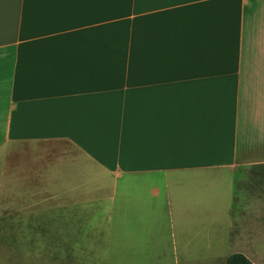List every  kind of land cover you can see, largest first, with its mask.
I'll list each match as a JSON object with an SVG mask.
<instances>
[{
  "label": "crops",
  "instance_id": "1",
  "mask_svg": "<svg viewBox=\"0 0 264 264\" xmlns=\"http://www.w3.org/2000/svg\"><path fill=\"white\" fill-rule=\"evenodd\" d=\"M259 236L264 0H0L7 256L264 264Z\"/></svg>",
  "mask_w": 264,
  "mask_h": 264
},
{
  "label": "rangeland",
  "instance_id": "2",
  "mask_svg": "<svg viewBox=\"0 0 264 264\" xmlns=\"http://www.w3.org/2000/svg\"><path fill=\"white\" fill-rule=\"evenodd\" d=\"M4 210H1L3 212ZM248 221V220H247ZM248 221L246 227V231L244 235H248L247 237H250V239H247L246 246L249 248L253 241L251 238L254 236V230L251 228V224ZM258 237V236H256ZM259 239L264 240V237L259 236ZM264 245L263 242L259 243V248L261 247V250L259 251L258 260L259 262L264 261V248H262ZM9 247V255L7 256L6 249L3 247V244L0 245V264H39V258L37 255H34L33 253L25 252L23 249H20V240H17L14 246H8ZM7 247V248H8ZM23 248V247H22ZM23 250V251H22ZM57 260L63 259L59 257H54ZM54 258H51L54 259ZM171 258H110L109 263L110 264H170ZM65 262V261H64ZM83 263L86 264H97V258L96 257H88L84 258ZM67 264H71V262L68 260Z\"/></svg>",
  "mask_w": 264,
  "mask_h": 264
},
{
  "label": "trees",
  "instance_id": "3",
  "mask_svg": "<svg viewBox=\"0 0 264 264\" xmlns=\"http://www.w3.org/2000/svg\"><path fill=\"white\" fill-rule=\"evenodd\" d=\"M226 264H253L246 256L242 254H232L228 256Z\"/></svg>",
  "mask_w": 264,
  "mask_h": 264
}]
</instances>
